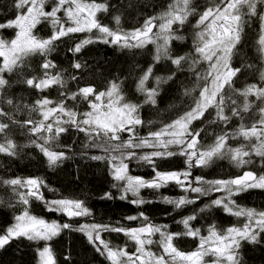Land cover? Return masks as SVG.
I'll return each mask as SVG.
<instances>
[{
	"label": "trees",
	"instance_id": "16d2710c",
	"mask_svg": "<svg viewBox=\"0 0 264 264\" xmlns=\"http://www.w3.org/2000/svg\"><path fill=\"white\" fill-rule=\"evenodd\" d=\"M39 1L30 35L46 43L9 68L0 58V236L24 212L61 229L45 243L9 239L0 246V264H38L45 247L54 264H115L108 254H136L132 232L147 225L157 227L159 237L144 248L160 260L162 246L187 255L201 238L250 230L236 240L232 261L221 262L264 264V224L255 227L264 214V188L231 185L244 171L264 177V0L236 8L226 57L230 74L215 96L217 52L206 48L201 18L228 0H185L182 21L164 40L143 44L136 35L173 19L174 0H73L95 7L93 27L83 31L73 29L60 0ZM33 3L0 0L1 41L16 37V22ZM111 86L132 105L136 123L86 129L97 95ZM191 114L185 134L170 144L173 126ZM180 150L194 158L186 162ZM145 153L160 156L149 163L136 159ZM126 155L131 176L187 172V181H226L228 188L202 195L165 183L144 187L134 200L114 171L115 159ZM29 180L37 186L28 188ZM56 200L75 201L85 214L58 213L51 204ZM82 225L94 227L97 240Z\"/></svg>",
	"mask_w": 264,
	"mask_h": 264
},
{
	"label": "rangeland",
	"instance_id": "374dc122",
	"mask_svg": "<svg viewBox=\"0 0 264 264\" xmlns=\"http://www.w3.org/2000/svg\"><path fill=\"white\" fill-rule=\"evenodd\" d=\"M61 3L66 5L65 11L67 12V18L73 24V29L76 31H83L93 27L94 25V14L95 7L91 5H86L80 2H73V0H60ZM245 0H228L227 3L218 10H211L204 14L201 18L203 23H206V33L209 36L210 43L206 48L215 46V79L213 80V90L212 96H215L217 91L220 89L224 83V79L229 76L230 71L227 68L226 57L228 55V46L230 40L235 36L236 31V8L239 7L240 3ZM33 6L29 9L27 14L20 18L16 22L18 28V33L16 37L8 42H3L0 40V58L4 63V68H9V66L14 63L20 55L30 52L44 45L46 42H41L30 35V30L33 24L37 21L41 11L38 7L39 0H33ZM185 0H174L171 5V12L174 15L169 21L160 19L158 26L154 28L156 35L147 34L149 30V25H147L143 31L136 35V40L138 44H143L148 41L164 40L167 36L170 27L173 23H180L182 21L181 11L183 10ZM170 14V13H169ZM83 29V30H82ZM261 44L264 46V26L262 32ZM164 42V41H163ZM97 101L93 107V110L87 113L85 117L86 129L90 131L94 130H107L115 131L116 129L123 128L132 123H136L133 115V109L131 104H124L121 100L118 91L115 86H111L104 93L97 95ZM206 104H202L200 110L205 108ZM200 112V113H201ZM196 113V112H195ZM195 114H191L184 120L177 122L172 131L168 136V141L170 144L173 142L178 143L183 134H185L186 127L188 123L195 118ZM253 133V131H252ZM181 151V150H180ZM182 156H184L186 162L191 161L194 156L189 151H181ZM156 156H160L157 153H145L137 156V160L141 162H150V160ZM130 155H126L123 158H116L114 164V171L116 177L121 180L124 195L134 198H138L140 190L144 187H159L165 185V183L177 184V188L187 189L193 191L194 193L208 194L212 190H226L228 188V183L226 181H219L214 183H206L203 180L196 179L194 182L187 181L186 174L183 173H172L163 174L158 173L154 177L141 178L138 176H131L126 170V160ZM185 182H189V185H182ZM214 189H211L210 186ZM37 186L35 180H29L27 182V187L32 188ZM248 186L261 187L264 188V177H257L252 183L243 184L240 187L246 188ZM133 200V199H132ZM220 199L217 200V204ZM53 209L56 212H62L67 217H73L75 214L79 213L78 216H83L85 214L84 209L75 201L71 200H61L51 202ZM178 205V204H177ZM264 224V214L256 221L255 227ZM61 229L60 224L57 222H46L43 219H38L26 212L15 217L12 225L7 229L6 233L0 236V246L6 243L9 239L18 236H23L33 241L47 242L51 237L59 233ZM94 227L89 225H82V231L86 232L87 235L93 239L97 240L98 234L94 232ZM158 228L147 225L141 226L132 232L135 238L139 250L136 254H126L124 252L120 254H108V256L113 260L115 264H225L232 261L233 247L236 240L241 236H246L250 233V230H244L243 232L239 230H232L225 236L213 235V237H205L200 239L199 248L196 252L179 255L175 254L173 251L170 252V248L162 246L164 248V253L162 252L161 260L156 257L155 254L146 250L144 247L149 244H155L158 242ZM90 239V240H91ZM169 259V263L165 259ZM213 260V261H210ZM224 260L225 263H222ZM38 264H54L50 250L45 247L38 251Z\"/></svg>",
	"mask_w": 264,
	"mask_h": 264
},
{
	"label": "water",
	"instance_id": "95a60500",
	"mask_svg": "<svg viewBox=\"0 0 264 264\" xmlns=\"http://www.w3.org/2000/svg\"><path fill=\"white\" fill-rule=\"evenodd\" d=\"M152 28L147 32L149 34L151 32ZM256 174L252 171H244L240 175L234 177L231 180V185L233 187H240L243 184L252 183L256 179ZM220 190H216L215 193H218Z\"/></svg>",
	"mask_w": 264,
	"mask_h": 264
}]
</instances>
